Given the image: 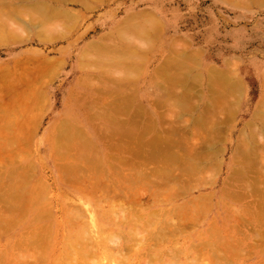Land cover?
Returning a JSON list of instances; mask_svg holds the SVG:
<instances>
[{
  "label": "rangeland",
  "instance_id": "rangeland-1",
  "mask_svg": "<svg viewBox=\"0 0 264 264\" xmlns=\"http://www.w3.org/2000/svg\"><path fill=\"white\" fill-rule=\"evenodd\" d=\"M90 1L93 2V5L84 8L85 6L80 5L82 3H80L79 1L78 3L77 0H67L63 2L60 1L58 2V4L57 2L52 3L50 2V0H22V2L21 0H8V2H10L8 4L12 6L17 7L16 5L19 4L17 8L11 6L10 9L15 8L17 10L19 6L23 8L24 5L27 8L26 9L24 7L23 9L25 10L20 8L22 10V13L17 11V15L15 13V10H13L15 16L14 14H7L9 12H12L9 10V5H6V7H8H5L6 9L3 8L4 6H0V15H2L5 20L7 19V21H5L6 24L8 21L18 24L23 21L21 18H23L24 21L28 20L31 17L34 18L35 14L33 17L29 14V12H35V9L33 8L35 6L38 9L44 8L41 11L43 14L46 13V16L53 14V20L55 22L60 21L58 24L65 23L64 25H61L63 26L62 28H65L67 26V31H62V34H59L62 36L57 35L59 36V38L57 37V40H54L56 38H52V43L47 42V38L40 32L39 33L44 36L46 38L45 40L47 41H42L38 39V37H35L37 33H35L36 30H34L33 28H30L29 30L27 28L28 32L24 31L19 35L17 34L15 37H8L7 35H5L6 37H4V41L3 35H0V74L6 73V76H4L5 74L3 76L7 77L6 80L5 78L0 79L1 82H4H0L1 86L4 84L2 87H0V90H5L3 93L2 91L0 92V104L2 106H5V104L7 105L10 101V104L8 105L9 108L5 107V111H1L0 109V139H3L2 137L8 135L6 136L7 138L5 137L6 139H3L6 140V142H2L3 140H0V178H5L6 181H10L14 178V176L9 175L10 172L12 175H15L17 177L21 175L25 176L23 174L24 171L26 172L27 170H24L22 172L23 174L21 173L17 175L13 172L15 170L16 173H18L17 170L19 169L20 171V167H25L26 169L30 168L25 173L27 176L29 174V176L31 177L29 181L37 179V181L40 182L39 184H49V189H52V187H58L59 190L62 188L65 192H67V194L65 195L66 198L63 199L65 204L77 203L76 200L78 196H83L84 200H90V202L97 197V199H102V209L105 210L109 203L117 204L118 202L120 203V200L123 202L122 204L127 205V198L135 190L138 191L137 194H141V197L144 195L142 198H140V200H142L144 203L148 199V197L146 196L148 192L146 187L140 184H128L125 186V183H120V191L115 193L116 195L114 197H112L111 199H107L106 201H104L103 199L108 192H106L105 195L104 189L98 188L99 186L95 187V192H93L94 189L91 190L93 194L90 193L92 194V196L90 195L89 197L81 194V188H74L75 186H77L76 184H74V182H71V186H66L62 181L59 180L55 172L54 165L58 164V158H56L58 154L55 156L54 151L48 152L47 148H45L46 142L50 139L53 142L57 140V132L59 131V129L57 132L55 130L61 127V120L67 121L70 126L72 124L71 127H73L74 125V127L76 126L79 131L81 129V132L89 136L92 135L91 137H93L94 134H97L99 132L97 131L96 133V130L98 128L96 129L94 128V126H99L100 124H102V121L90 120V113L94 110V112H100L101 110V112L108 111L110 114L111 104H108L110 102L107 101H111L113 99L112 96H118V94H121L123 98L131 96L130 99L127 100L132 101V104L137 107H135L136 109L134 110L137 111L133 112L135 115H139L138 117H140L141 119L139 118L140 120L137 119L138 121H135L136 123H138V126L136 124L135 126L139 127L135 128L136 131L140 129L141 126V123H139V121L142 122L144 121V119H149L148 124L150 125V130L147 136V144L150 145V142H153V145L159 147V154L163 153V151L166 150L165 145H171V147L167 148L171 150V153L172 151H174L175 154L178 155L183 153V151L179 152V148L180 150H183V148L185 147V149H193L192 151L196 152L199 150L200 152V150L203 149L204 146L203 144L204 139L206 138V132H202L201 124H197V126L194 127L193 130L191 129L193 128L192 125L188 123L189 120L192 119V117L200 119L202 118V116H204L203 114H206L207 116L205 115V117L209 120V115L214 113L212 111L211 113L209 112V115L206 113V108H208L207 105L209 103L207 95L209 82L206 77L205 70L210 66L214 67L217 70H228L231 68L236 78L234 79L236 83L233 82L235 83L234 87L240 89L239 92L241 91V93L238 92L240 94L239 95L235 90L236 92L234 93L238 94L239 96L236 99H232L233 96L230 97V101L232 99L233 110L228 112L224 110V112L220 113L221 110L223 111V109L221 108L219 113L217 112L216 115L215 113L213 114V116H216V118H214L212 115L210 116L211 121L212 119H214L213 121L217 120L219 122H222H220L221 125L219 132H217L219 134V137L215 139L216 147L213 148V155L215 154L216 156L212 155L213 158L211 157V160L204 165L206 166L205 169H201L197 173L195 171L192 173V176H195V179L197 178L196 180L194 179V177V180L191 179V186L193 188L191 190V193L193 196L200 195L201 193L211 194V199H209V202L206 205V213L209 214V211H212L214 209L213 205L218 206L219 203V200L216 199L215 193H217L219 190L221 192L223 191L221 190V184L229 176L228 160L231 157V151L235 145V140L238 138L240 130L246 128L244 127L245 122L250 121V114L255 108V103L261 97L264 98V84L261 78L262 74L264 73V4H249L245 6L243 4H230L228 0ZM43 2L45 4L42 5ZM21 3H23V6L20 5ZM46 3H48L49 5H47ZM27 5L30 6L28 7ZM48 9L51 10L49 11ZM24 11H26L27 13ZM145 11L154 14L153 16L154 18H156V25L155 28H150V30L147 32V40L144 41L145 43H142L146 45L144 51L141 48L131 49L129 51L128 59H126L127 57L123 55L126 57L125 59L127 61L121 56L123 60L120 61L125 60L126 64H124V62H116L120 67L117 66L116 63L112 64L113 62L111 63L112 65H106L100 60H98L97 62H90L89 60H87L84 62V66H82V69L80 67L81 64H78L80 66L76 64L78 53L87 42L93 39H97L101 35H105V33L112 30L115 24L119 23L129 14H138L139 12ZM23 12L27 15L25 16ZM63 12H65L67 16L66 14L62 15ZM20 13L21 16L23 14L22 17L20 16ZM59 18H61L62 20ZM49 19H51V17H49ZM28 21H30V19ZM3 26L6 27L5 24ZM4 27L1 26V32H3L4 29L2 28ZM7 31L8 30H5L4 33L7 34ZM40 31L42 30L40 29ZM112 33L114 35L112 41L114 42L115 40L114 43L116 44L114 46H120L122 43L124 44L125 39L121 38V35L118 32L114 31ZM23 34H25L26 38ZM47 34L48 33H46V35ZM22 35L24 37H22ZM55 35L54 37H56ZM18 36L22 37L23 39H20ZM133 36H137V38H139V41L136 39H132L134 43L136 45H141L142 39L139 33L135 32L133 33ZM6 38L8 41H6ZM10 38L14 39L11 41ZM48 39L50 41L51 37ZM133 41L131 42L133 43ZM176 42H179L180 44L178 43L176 45ZM172 46L173 51L170 50V47ZM182 49L187 52L185 54H195L192 60H187V63H183V65H181L182 67H178L177 64L165 66L166 63H164V61L166 60V57H171L172 60H174V58L179 56L178 53H180ZM196 54L198 57L196 56ZM22 55H24L23 58H20ZM36 55H38L43 61H38ZM21 59L25 62L23 61V63L20 64L15 63L19 60L21 61ZM35 64L38 65L43 71L41 70L40 72L41 76L39 74V76L30 77L31 74H27L26 72L32 73L34 70L33 65L35 66ZM120 64H122V66ZM125 65H129V68L126 67L128 68V71L126 68L124 70ZM102 68L103 70H101ZM246 68H249V74L247 75H245L243 72V70ZM122 69L125 72L124 74L128 73L130 77L128 75L124 76L122 73ZM52 71H54L53 75ZM102 71L105 72L103 73ZM118 71L122 73V75ZM181 73L184 74L181 75ZM178 74L181 75L183 79H180L181 77L178 76ZM23 75H26L25 77L29 79L25 78ZM120 75L122 77L124 76L126 79L128 77L129 79L125 80L123 77L126 82L119 81L121 77ZM0 78H2V76ZM116 80L118 81V83H116ZM6 83L10 85V88H13L15 86V89L10 90L8 94H6L8 90L6 91L5 88H9V85H7ZM23 83L25 84V86L27 84V86L25 87ZM32 87L34 89L30 90L32 89ZM23 92L24 94H22ZM110 93L112 94L110 95ZM169 94L172 95V98H169ZM2 95L3 97H1ZM18 96L20 97V100H24H19V103H17L18 105H15L12 102H18ZM109 96L111 97V99ZM182 96L185 97V99H181ZM89 98H102L101 105H97L100 110L96 106H94L93 109H80L81 101L83 100V102H86L85 99ZM131 98L133 100H131ZM14 99H16L17 101H15ZM181 100L184 101L185 110L180 107ZM233 100L237 101L233 103ZM20 102H22L21 107L19 106ZM24 102L27 104L26 106ZM127 103L128 101L126 102V105H128L130 102L128 104ZM107 104L109 106L106 107ZM142 107L143 109H141ZM3 111L6 115L3 113ZM83 113L86 114L83 116ZM125 113L128 114L127 112L121 113V115L123 114V116H125L124 118L128 116ZM114 114H116V117L114 116ZM166 114L171 115V119H168V115V117H165ZM135 115L132 116L134 120H136L135 117H137ZM119 117L120 115L118 113H113L112 117H110V121L114 118L119 119ZM260 117L264 118L263 115H261ZM121 118L123 119L122 116L120 117V119ZM106 120L109 121V119ZM125 120L126 119H124L123 121ZM183 122L185 124H183ZM254 123L256 122L254 121L252 124L254 125ZM260 123V121L257 122L258 125L256 126L258 127L256 128L262 129L261 131L264 134L263 125L262 123ZM180 124L182 125L180 126ZM9 125L12 126L10 127ZM108 125L109 124L106 123V127H108ZM178 128L180 129V131L178 130ZM256 128L254 130L249 128L250 131L247 130V139H250V133H252L253 135L256 133L255 130L259 132V129L257 130ZM99 129L108 130V128L105 129L103 128V126H100ZM261 131L260 133H262ZM217 133L215 132L216 135ZM180 135L183 136L181 137ZM185 135L188 137H186ZM258 135L259 133L256 135L257 137L253 136L254 140L259 143L258 141L262 137V140L260 141L264 142V137L261 136L259 138ZM17 136H20L19 138L21 142H19V138ZM24 136L27 137L25 138ZM55 137L56 140H54ZM128 137L130 138L131 136ZM128 137H122L123 139L127 138L124 140L125 143H130L135 146H139L141 144L138 137H135V141L131 140L132 138L134 139V137H131L130 141ZM180 137H185L184 140L186 143L184 142V140L182 141ZM12 138L15 140H17L16 138H18V142L16 141L17 143H15V140H13ZM257 138H259V140ZM178 140L182 141L183 146L181 147L183 148L174 145ZM12 141L14 142L12 143ZM124 141H122V143ZM166 141L169 142V144ZM255 141L253 142L255 143ZM7 142H9L11 146L12 144L13 146L14 144L18 145L17 147L15 146L16 148L13 146L12 148L11 146H9V143L7 144ZM57 142H59V140ZM185 144L187 146L184 147ZM3 146L5 147L2 148ZM151 146L148 150L151 149ZM6 147L8 149H6ZM4 149L8 151H5ZM11 149H13L14 151ZM95 154L96 153L94 150V155ZM3 157H5V159ZM209 165L211 166L209 167ZM151 166H155V164H152ZM25 168H22L21 171ZM29 176L28 178H30ZM102 179L104 182V179L109 178L105 174ZM55 183L56 185H54ZM84 184L85 183H78V185L82 186V188H87ZM129 185L131 187L130 189L128 188ZM227 187L232 188V186L230 185ZM2 188L4 189L6 187H4L3 185ZM127 188L131 191L130 194L126 193V191H129ZM49 193L52 194L54 192L49 190ZM218 197L219 196L217 195V198ZM152 201L153 199H151L149 201L150 203L148 204L151 206L153 205L152 209H156V207L162 206L166 211L169 210L172 206V204H157V202L154 201L152 203ZM180 201L181 200L175 203H179ZM227 201L228 200L226 199V202ZM106 209H108V207ZM146 210L147 209H143L141 211L142 216L148 213ZM207 214L200 213L195 218V221H193L191 226L184 229L179 237L178 244L166 247L165 250L162 247L158 248L154 251V253L156 251H164L165 253H167L169 256L167 258H162L163 262H165V259L169 260L170 256H172L176 261L178 259L176 264H217L212 258L211 254H209L208 257L204 253H201L203 259L207 260L205 262V260H203L202 258L193 260L187 253L182 252L185 241L193 242L199 239V232L205 225L203 219L205 220ZM207 218L209 220L212 219L210 218V214ZM99 219L101 222L100 227L105 234H108L107 228L109 226H112L117 230L119 229L114 226V223H112L114 219L111 220L112 218H108V220L110 221H107L103 220L102 217H98V221ZM119 221H121V223L115 221L118 226H121L123 228H126L125 226L131 227L125 220ZM148 231H150V228L148 229ZM9 233L11 234V231ZM6 238L7 236L2 235L0 241L6 240ZM238 245L240 246L239 250H235L234 254H232V256L228 259V262L227 260H221L219 264H264V246H262L261 244H256L253 249L249 246H242V243ZM232 248H238L237 244H233ZM123 253L125 255H129V253H132L134 254L133 258H136V256L140 254V251L139 248L137 249L135 248V246H133L132 248H130V250H124ZM195 254L201 255L197 253ZM151 258L152 257L150 256V260ZM196 258H199V256H196Z\"/></svg>",
  "mask_w": 264,
  "mask_h": 264
},
{
  "label": "bare ground",
  "instance_id": "bare-ground-1",
  "mask_svg": "<svg viewBox=\"0 0 264 264\" xmlns=\"http://www.w3.org/2000/svg\"><path fill=\"white\" fill-rule=\"evenodd\" d=\"M60 1L63 2L67 0H50V2H57V4ZM78 1L82 3L80 5L85 6L84 8L93 5V2L90 0H77V2ZM228 1L230 4H243L245 6L249 4H264V0ZM44 2L42 3V5L45 4ZM8 3H10L8 2V0H0V6H4L3 8H5L6 5H9V10L12 12L7 13L8 15L14 14L15 16V13L17 11H22L20 9L22 8L21 6H19L17 10L15 9L19 4L16 5L17 7H15ZM46 4L49 5L48 3ZM20 5L23 6V3H21ZM30 5L27 6L29 7ZM11 6L15 8H11V10ZM24 7L26 8L25 5ZM33 8L35 9V12L31 11L33 15L31 12H28L33 17L35 14V17L29 18L30 21H28V17V20L25 21L23 18H21L23 21L18 24L11 23L9 21L6 24L5 21H7V19L5 20V18L0 15V18L3 19V21L2 19H0V21L2 22L0 23L3 25L5 24L7 27L6 28L0 24V28L1 26L4 27L2 28L4 29L3 32H1L2 30L0 29V35H3V41L5 40V35H7L8 37H15L17 34L19 35L24 31L28 32L30 28H33L34 30H36L35 33H37L35 37H38V39L42 41L47 38L48 41H45L50 43L52 41V38H56L54 40H57L59 36H62L59 35L62 34V31H67V26L65 28H62L63 26H61L65 23L58 24L60 21L55 22L53 20V14L46 16V13L43 14L41 11L44 8L38 9L35 6ZM13 10H15V13ZM17 14L18 13H16V15ZM64 14L66 13L63 12L62 15ZM26 15L27 14H25V16ZM153 15V13L147 11L139 12L138 14H129L119 23L115 24L112 30L105 33V35H101L97 39H93L87 42L78 53L76 64H81V66L78 65L81 67V69L83 68L82 66H84V62L87 60H89L90 62H97L98 60H100L106 65H110L112 62V64H115L116 62H124V64H126L125 60L128 59L129 51L131 49L141 48L143 51L145 50L146 45L142 43H145L144 41L147 40V32L150 30V28H155L156 25V18H154ZM49 17H51V19H49ZM61 28L64 30H62ZM40 29L42 31H40ZM5 30H8L7 34L4 33ZM44 30L46 31V33H48L47 35ZM114 31L118 32L121 35V38L125 39L124 44L122 43L120 46H114L116 45L114 43L115 40L114 42L112 41L114 36L112 32ZM39 32L41 34H44L46 38ZM135 32H138L142 39L141 45L139 44L140 47L139 45H136L132 40L139 39L137 38V36H133V33ZM23 35L25 36V34ZM23 35L22 37H24ZM54 35L56 37H54ZM22 37L19 38L21 39ZM50 37L51 39L49 41L48 38ZM10 39L12 41L14 38ZM6 41H8L7 38ZM131 41H133V43ZM111 42L114 44H112ZM178 43L179 42H176V45ZM170 48V50L173 51V46ZM185 53L187 52L182 49V51L178 53L179 56L174 58V60H172L171 57H166V60L164 59V63H166L165 66L177 64L178 67H182L181 65H183V63H187V60H192L195 55H193V53L190 55H188L189 53ZM123 55H125L127 58ZM23 56L24 55H22L20 58H23ZM121 56L126 59L124 61H120L123 60ZM36 57L38 61L42 60L38 55H36ZM21 61L19 60L15 63L20 64L23 63L24 60L22 62ZM120 65L122 66V64ZM126 67L129 68V65H125L124 70ZM128 68H126L127 71ZM33 69V72L31 71L32 73H26L31 74L30 77H36L39 76V74L41 76L40 72L42 69H40L38 65H33ZM101 70H103V68ZM124 70L122 69V73L124 76H127L128 73L126 71L127 74H124ZM248 70L249 68L243 70L245 75L249 74ZM53 72L54 71H52V75ZM102 72L104 73L105 71ZM122 73L120 74L122 75ZM205 73L209 82V88L207 92L209 103L207 105L208 108H206V113L209 115V112L211 113L212 111L216 115L217 112L219 113L221 108L223 109V111L221 110L220 113L224 112V110L227 112L233 110L232 99H236L240 95L239 93H241V91L239 92L240 89L234 87V84L236 83L234 79L236 78L231 68L228 70H217L214 67L210 66L205 70ZM4 74H0V77L2 76V78L0 79L5 78L6 80L7 77H4L6 76V73ZM183 74L181 73V75ZM181 75L178 74V76L180 77ZM123 77L121 76L119 81L123 82L129 79L128 77L127 79L124 77V80ZM261 78L264 84V73L262 74ZM180 79H183V77H181ZM116 83H118V81ZM23 85L25 86L24 83ZM2 86L0 85V87ZM8 87L9 88H5L6 91L8 90L7 93L5 92L6 94H8L10 90L15 89V86L13 88H10L9 85ZM33 89L34 88L32 87V89L30 90ZM235 90L237 91V93L239 92V95L234 93L236 92ZM1 91L2 90H0V92ZM4 91H2V93ZM22 94H24V92ZM111 94L112 93H110V95ZM234 94L237 96H235ZM171 96L172 95L169 94V98H172ZM232 96L233 98L230 101V97ZM1 97H3V95ZM130 97L131 96L123 98L121 94H118V96H112L113 101L105 100L107 102H110L108 104H111L110 114L108 111L101 112V110L97 107V105H101L102 98L85 99L86 102H83L82 100L80 109H93V107L96 106L100 110V112H94L95 110L91 112V116L89 118L90 120L102 121V124H100L99 126L94 124V128H98L96 130V133L97 131L99 132L97 134H94L93 138L91 137L92 135L89 136L81 132V129L79 131L76 126L74 127L73 125V128L71 127L72 124L70 126L67 121L61 120V127L55 130L57 132L59 129V131L57 132V140L56 137L54 139L56 141L54 142L50 139L46 142L45 148H47L48 152L54 151L55 156L58 154L56 156V158H58V164H55L54 167L59 180L62 181L66 186H71V182H74V184L77 185H74V188H81L80 192L84 196H92L93 193L91 192V190L94 189L93 192H95V187L99 186L98 188L104 189L105 195L106 192H108L103 199L104 201H106L107 199H111L112 197H114L116 195L115 193L120 191V183H125V186L128 184H140L144 185L147 189V201L143 203V201L140 200V198H142L144 195L142 194L143 196L141 197V194H137V190L131 193V191L129 190L131 187L129 185V189L127 188L129 191H126V193H131V195L129 196L130 198L128 197L126 200L127 205L122 204L123 202L120 200V203L118 202L117 204L109 203L107 206L108 209H106V207L104 210L102 209V199L100 200L96 197V199L94 198L90 202V200H84L83 196H78L76 200L77 203L65 204L63 199L66 198L65 195L67 194V192H65L62 188L59 190L58 187H52V189H49V184H39L40 182H38L37 179L29 181L31 177L28 174V176L30 177L28 178L25 173L30 168L26 169L25 167H22L25 169L21 171L22 168L20 167V171L19 169L17 170L18 173H16L15 170L13 172L17 175L21 174L24 170H27L26 172L24 171V174L22 173L25 176L18 175L19 177H17L15 175H12L10 172L9 175L14 176V178L10 181H6L5 178H0V183H2L0 184V238L2 235L7 236L6 240L0 241V264H176L178 259L176 261L174 257L170 256L169 260L165 259V262H163L162 258H167L169 255L164 251H156L155 253L154 251L161 247L165 250L166 247L178 244L179 237L184 229L190 227L193 221H195V218L200 213L207 214L206 205L208 204L209 199H211V194L201 193L197 196L192 195L191 190L193 188L191 186V182L195 179V176H192V173L194 171L197 173L201 169H205L206 166L204 165L211 160V157L214 153L213 148L216 147L215 139L219 137V134L217 132H219L222 122L220 121V123L217 120L213 121L214 119H212L211 121L210 116H213L214 113L209 115V120L205 117L206 114H203L204 116H202V118L200 119L196 117H192L191 119L190 117L191 120H189L188 124L192 125L193 128L191 129L194 130V127H196L197 124H201V126L203 127H201L202 132H206L203 149H201L200 152L199 150L196 152L192 151L193 149H185V146H187L186 144L184 145L185 148L181 147L183 146L182 141L185 137L181 138L183 135H180L182 141L178 140L174 145L183 148V150H180L179 148V152L183 151L182 154H175L174 151H172L171 153V150L168 149L169 147H171V145H165L166 150L163 151V153L159 154V147L153 145V142H150V145L147 144V136L150 130V125L148 124L149 119H144V121L142 122L139 121V123H141L140 129H138L137 131L135 130V128L138 126V123H136L135 121H138L137 119H139L140 117H138L139 115L134 114V112L137 111H134L137 107L132 104V101L127 100L130 99ZM16 99L14 100L17 101ZM90 99L92 102L90 101ZM181 99H185V97L182 96ZM19 100L20 97L18 99V102L12 103L16 105L17 103H19ZM131 100L133 99L131 98ZM127 101L128 103L130 102L129 104L127 103L128 105H126ZM235 101L233 103H235ZM9 102L7 105L5 104V106H2L0 104L1 111L4 110L5 107L9 108ZM21 103L22 102H20V104ZM20 104L19 106L21 107L22 104ZM108 104L106 105V107L109 106ZM26 105L27 104L25 103V106ZM180 107L185 110L183 100H181ZM263 107L264 98L261 97L255 103V108L250 114L251 122H245L244 127L246 128L240 130L238 138L235 140V145L231 151V157L228 160L229 176L221 184V190L223 191L221 192L219 190L217 193H215L216 199L219 200L218 206L213 205L214 209L212 211H209L210 218L212 219L209 220L207 218L209 217V214L206 215L205 220L203 219L205 225L199 232V239L197 241L184 242V248L182 249V252L187 253L193 260L201 258L203 259L201 253H204L208 257L209 254H211L215 262L219 264L221 260H227L228 262V259L232 256V254H234L235 250H239L240 246L238 244L242 243V246H249L253 249L256 244H261L262 246H264V142L260 141L262 140L261 136L264 137V134L261 131L262 129L256 128L258 127L256 126L258 125V121L262 123L264 128V118L260 117L261 115L264 116ZM224 108H226L227 110ZM141 109H143V107ZM122 112H127L128 114H125L128 116L124 118L125 116H123V114L121 115ZM113 113H118L120 117H123V119L121 118V120L119 117V119L114 118L110 121V117H112ZM85 114L86 113H83V116ZM115 115L116 114H114V116ZM134 115L137 116L135 117L136 120H134V118L132 117ZM167 115L168 114L164 116H169L168 119H171V115ZM213 117L216 118V116ZM106 119H109V121ZM124 119L126 120L123 121ZM254 121L256 123H254L253 125L252 123ZM184 122L183 124H185ZM106 123L109 124L108 127H106ZM135 124L137 126H135ZM181 125L182 124H180V126ZM100 126H103V128L105 129L108 128V130L99 129ZM249 128H251L252 130H254L255 128L257 130L259 129V132L255 130V134L257 135L259 133L258 136L259 138L261 137L260 140L259 138H257L259 140V143L254 140V137L257 136L250 133ZM178 130L180 131L179 128ZM247 130H249L248 132L250 133V139H247ZM260 131L262 133H260ZM215 132L217 133V135L215 134ZM251 135H253L254 137ZM125 136L134 137V139H131L134 141L135 137H138L141 144L139 143V146H135L130 143H125L124 140L127 138H122ZM5 137L2 138L4 139ZM18 138L16 139L18 140ZM130 138L128 137L129 141ZM17 140H15V143L18 142ZM58 140L59 142H57ZM122 141L124 142L122 143ZM253 141H255V143ZM2 142H6V140H3ZM13 142L14 141H12V143ZM19 142H21L20 138ZM8 143L9 142H7V144ZM167 143L169 144V142ZM17 145L14 144L13 146L12 144L13 147H17ZM9 146H11V144ZM150 146L151 149L148 150ZM4 147L5 146H3L2 148ZM7 147L6 149H8ZM94 150L96 153L95 155ZM3 158L5 159V157ZM152 164H155V166H151ZM210 166L211 165H209V167ZM105 174L109 179H104L103 182L102 178L105 176ZM78 183H85L84 185H86L89 190L87 188H82V186H79ZM3 185L6 188L3 189ZM54 185H56V183ZM226 185H230L232 186V188H228ZM49 190L53 191L54 193L50 194ZM217 195L220 198H217ZM225 198L228 200L227 202ZM151 199H153L152 203L155 201L157 202V204L165 203L168 205L172 204V206L169 210L166 211L162 206H158L156 207V209H152L153 205H148ZM179 200H181L179 203H175ZM143 209H147L146 211L148 212H146L147 214H144V216H142L141 214V211ZM98 217H102L103 220L107 221H110L108 220V218H112L111 220L114 219L112 223H114V226L119 229L117 230L112 226H109L107 228L108 234H105L100 227L101 222L100 219L98 221ZM119 220H125L131 227L125 226L126 228H123L121 226H118L115 221L121 223V221ZM149 228L150 231H148ZM10 231L11 234L9 233ZM233 244H237L238 248H232ZM133 246H135V248L137 249L139 248L140 251V254H138L136 258H133L134 254L132 253H129V255H125L123 253L124 250H130V248H132ZM195 253L201 255H196ZM150 256L152 257L151 260ZM196 256H199V258H196ZM203 260H205V262L207 261L206 259Z\"/></svg>",
  "mask_w": 264,
  "mask_h": 264
}]
</instances>
